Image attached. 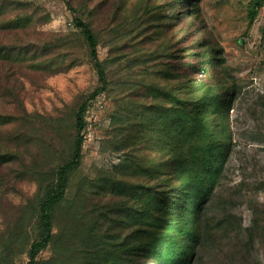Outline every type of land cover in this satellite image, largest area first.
<instances>
[{
  "label": "rangeland",
  "instance_id": "rangeland-1",
  "mask_svg": "<svg viewBox=\"0 0 264 264\" xmlns=\"http://www.w3.org/2000/svg\"><path fill=\"white\" fill-rule=\"evenodd\" d=\"M257 1L0 0V264H162L156 249L177 215L165 201L179 184L166 161L180 150L190 168L206 143H217L215 158L227 156L186 264H264ZM80 21L97 35L103 77ZM156 86L188 99L212 86L231 103L226 114H200L179 147L160 146L173 136L158 116L172 99L155 98ZM135 104L147 115L133 132ZM78 133L80 159L51 211L52 239L39 249L40 185L71 160Z\"/></svg>",
  "mask_w": 264,
  "mask_h": 264
},
{
  "label": "trees",
  "instance_id": "trees-1",
  "mask_svg": "<svg viewBox=\"0 0 264 264\" xmlns=\"http://www.w3.org/2000/svg\"><path fill=\"white\" fill-rule=\"evenodd\" d=\"M195 1L197 0H182V3L187 4L188 7H194ZM261 5L262 0H258L255 3L254 8L251 10L252 17L256 15ZM79 25L87 39L90 54L96 61L95 64L103 77L105 75V69L103 62L98 58L97 54V35L86 23L80 21ZM208 61L212 62L211 59ZM154 91L155 98H161L162 96L165 100L171 98L172 104L176 103L177 105L162 104L161 106L162 112H160L158 116L160 118H166L168 123V134L173 136H169L163 144L160 142V146L170 147L174 141L179 147L180 140L189 133H192V128H195L197 122L202 124V120L199 118L200 114L208 113L211 111L210 109H212L214 116L226 114L231 103V100L225 98L226 94H216L212 86H207L203 92L194 99L180 97L165 87L160 88L156 86L154 87ZM148 93L150 94V92H147L144 93L143 96L145 98L149 97ZM82 107L84 108V105H82ZM147 107L153 108L154 105L150 104ZM76 115L78 125L82 128L83 114L77 112ZM146 115L147 114L143 112L140 105H131V115L128 117L131 119V125L129 127L133 132H135L136 126L142 125V117ZM148 118L150 125L152 117L149 116ZM202 126L206 128L208 133L207 127L204 124ZM222 127L225 128L224 126ZM205 136L209 137L210 135L205 134ZM81 143V134L78 133L74 155L71 160L59 169L60 171H58L57 177L51 178V175L47 176V183H41L40 185L43 197L40 202L36 226L39 239L41 240L35 243V247L39 249L52 239L53 218L51 211L65 195L64 192L68 181L67 173L80 159ZM221 149L223 150V147ZM219 150L217 143L214 146L209 143L202 146L200 145V150L190 160L192 161L190 168L187 164V159L184 158L185 154L180 150L175 152V154L166 161V166L171 170L170 175L172 174L171 176L169 175L170 177L167 176L168 179L176 177L179 184L169 187V191L173 193L171 194L173 198L168 197V201H165L167 210L172 208L170 211L174 214L177 211V215L175 218L170 219V223H167L166 229L169 228L168 231L170 232L162 237V241H160V245L156 249L162 264H177V261L181 262L179 264H186L185 259H187V257L193 259L194 254L192 250L198 242H201L203 238L202 235H204L201 234L203 233L201 229L203 208L216 187L219 174L223 168V162L227 156L224 155L222 160L215 158ZM136 161L139 160L131 159V163H135ZM146 169V166L142 165L141 170L149 174ZM131 173L136 175L137 170ZM139 187H141V183L132 185L131 195L136 192L135 189ZM177 200L178 202L176 204ZM157 217H160V215H157Z\"/></svg>",
  "mask_w": 264,
  "mask_h": 264
}]
</instances>
